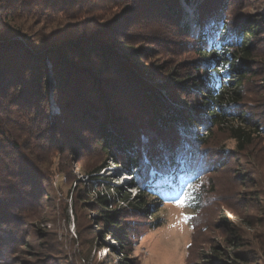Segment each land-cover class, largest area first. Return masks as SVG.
<instances>
[{
	"label": "trees",
	"instance_id": "obj_1",
	"mask_svg": "<svg viewBox=\"0 0 264 264\" xmlns=\"http://www.w3.org/2000/svg\"><path fill=\"white\" fill-rule=\"evenodd\" d=\"M97 1L124 6L123 11L128 13L61 42L52 38L20 40L14 38L18 34L15 29L0 30V225L6 227L16 221L18 214L12 211L13 206L30 201L37 187L39 190V157L37 152L25 153L43 146L45 140L60 147L85 148L80 133L87 130L107 148L114 162L131 171L133 180L125 187L139 188L132 198L122 187H115V193H96L99 226L116 240L112 249L120 250L124 264L132 236L123 219L127 208H106L110 199L116 197L118 202L127 203V210L146 212L151 209L147 198L158 199L159 203L174 201V193L183 188L189 194L185 204L197 209L198 199L191 196L195 177L205 168L215 167V158L194 143L206 144L212 127L217 126L235 140L237 149L244 151L257 133H264V122H256L241 102L246 82L259 72V65H253L257 58L253 57L250 39L257 40L258 32L264 34V15L234 23L224 10L227 0H0V11L53 5L80 16ZM181 1L192 10L188 15L195 28L192 36L187 22L182 21L186 12ZM146 14L152 22L161 21L180 30L199 52V60L191 67L194 73L160 84L168 98L156 89H151L154 91L150 90L148 96L147 84L139 74L138 61L153 51L154 42L123 55L124 59L114 49L123 38L133 36L122 29L128 17L136 15L142 22ZM132 58L137 66L129 62ZM50 77L55 92L67 96L59 99L61 114L53 118H49L46 105ZM179 92H191L197 104L175 107L173 103L181 99ZM189 106L194 114L187 111ZM197 114L208 123V127L204 124L205 134L190 130L200 125ZM25 130L28 136L22 138ZM200 165L202 171H194ZM3 233L0 246L8 244L9 237L10 242L15 239L14 233ZM235 256L247 259L240 252Z\"/></svg>",
	"mask_w": 264,
	"mask_h": 264
},
{
	"label": "rangeland",
	"instance_id": "obj_2",
	"mask_svg": "<svg viewBox=\"0 0 264 264\" xmlns=\"http://www.w3.org/2000/svg\"><path fill=\"white\" fill-rule=\"evenodd\" d=\"M181 4L186 12L182 21L187 22L192 36L195 28L188 21L192 10L188 4L182 1ZM226 4L225 13L234 23L264 15V0H227ZM51 6L37 10L34 6L26 9L18 6L8 13L0 11V30L11 27L18 31L14 38L20 40L52 38L61 42L78 33L102 27L108 21L110 24L128 13L123 11L124 6L113 7L107 2L98 4V1L90 3L80 16ZM147 15L142 16V22L135 18L136 15L128 17L129 22L122 29L133 36L123 38L114 49L123 57L148 42H154L153 51L138 61L139 74L147 84L148 96L151 89H156L168 98L160 84L194 73L191 67L199 60V52L192 39L173 25L152 22ZM256 38H251L250 43L253 44V57L257 58L253 65L260 68L246 82L241 102L244 109L253 113L256 122H264L263 32H258ZM129 62L136 65L135 58ZM45 63L49 64L48 58ZM49 80L46 105L49 118H53L61 114L58 101L63 96L55 92L51 77ZM180 97L179 103H173L175 107L197 104L191 92L180 93ZM191 107L187 111L194 114ZM204 119L197 114L200 125L190 128L194 134H205L204 124L208 127V123ZM211 131L206 144L194 143L201 150L206 148L215 158L212 160L215 167L205 168L204 173L200 172L201 165L194 170L200 172L195 177L197 181L191 195L198 199L197 209L187 204L177 206L174 201L159 203L158 199L150 197L147 204L151 209L138 212L127 210V203L118 202L116 197L110 199L106 208H127L123 219L127 221L132 236L124 264H264V133H257L252 145L241 151L228 132L217 126ZM80 135L85 148L81 145L60 147L58 143L51 145L45 140L43 146L33 147L34 151L25 153L37 152L36 174L40 177V187L30 201L13 206L12 211L18 214L16 221L6 227L0 225L1 235L8 231L15 237L12 242L8 238L11 244L0 246V264L123 262L120 250L112 249L117 245L116 240L105 235L99 226L96 193H115V187H122L132 198L138 194L139 188L125 187L133 180L131 171L114 162L96 137L87 130ZM21 136H28V132L25 130ZM221 155L223 157L219 158ZM97 168L99 171L95 172ZM8 196L10 199L11 195ZM237 252L246 255L247 259L236 257Z\"/></svg>",
	"mask_w": 264,
	"mask_h": 264
},
{
	"label": "snow or ice",
	"instance_id": "obj_3",
	"mask_svg": "<svg viewBox=\"0 0 264 264\" xmlns=\"http://www.w3.org/2000/svg\"><path fill=\"white\" fill-rule=\"evenodd\" d=\"M224 67L221 68V71L224 70ZM188 186L191 187L190 184ZM188 195L189 194L186 191H184L183 188H181L179 191L174 193L173 200L177 204V206H184L188 199ZM185 219H187V217H185Z\"/></svg>",
	"mask_w": 264,
	"mask_h": 264
}]
</instances>
